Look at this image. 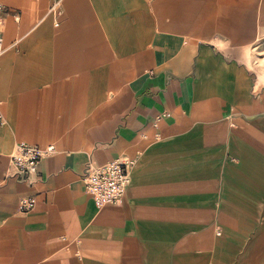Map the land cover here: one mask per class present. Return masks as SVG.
<instances>
[{
	"label": "crops",
	"instance_id": "1",
	"mask_svg": "<svg viewBox=\"0 0 264 264\" xmlns=\"http://www.w3.org/2000/svg\"><path fill=\"white\" fill-rule=\"evenodd\" d=\"M57 1L2 28L0 264H264V0ZM22 143L56 149L33 186ZM117 160L99 209L82 177Z\"/></svg>",
	"mask_w": 264,
	"mask_h": 264
},
{
	"label": "built area",
	"instance_id": "2",
	"mask_svg": "<svg viewBox=\"0 0 264 264\" xmlns=\"http://www.w3.org/2000/svg\"><path fill=\"white\" fill-rule=\"evenodd\" d=\"M59 0L55 3L51 13L57 15ZM10 15L8 8L0 2V57L4 54L3 25ZM57 21V20H56ZM58 23L56 22V25ZM0 124H4V118L0 114ZM56 149L53 145L47 148L22 143L16 146L10 158L8 177L19 182L33 186L39 178V169L42 161L53 156ZM134 161L117 160L103 166L88 165L83 182L97 208L121 205L132 183V169ZM35 199L27 197L20 201L19 211L28 214L35 207Z\"/></svg>",
	"mask_w": 264,
	"mask_h": 264
},
{
	"label": "rangeland",
	"instance_id": "3",
	"mask_svg": "<svg viewBox=\"0 0 264 264\" xmlns=\"http://www.w3.org/2000/svg\"><path fill=\"white\" fill-rule=\"evenodd\" d=\"M30 1H32V0H15V2H17V6L16 7H14L15 5H13V4H11V3H7V2H3V1H1L0 0V2L1 3H3L7 8H8V10L10 11V17L11 18H14L13 20H16L17 18H19V15L21 14V12L22 11H24L25 10V8H26V4H28V3H30ZM10 2H12V0H10ZM37 5H39V7H40V3H38ZM47 9H48V6H46L45 8H44V10H42L41 12H40V15H39V17L35 20V22H34V27H32V31L34 30V29H36V27H38V26H41V25H43V23H44V20H49V16H48V11H47ZM20 22H22V20L20 19L19 20V22L18 23H20ZM18 36V35H17ZM17 36H15L14 37V39L12 40V41H14V40H20L19 38H17ZM4 48H5V52H4V54L0 57V59L3 57V56H5L8 52H15V50H19V49H17V48H12L11 47V42H7L6 40H5V45H4ZM0 104H1V102H0Z\"/></svg>",
	"mask_w": 264,
	"mask_h": 264
}]
</instances>
